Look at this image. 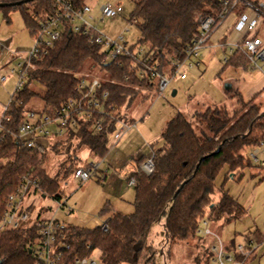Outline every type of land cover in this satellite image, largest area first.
<instances>
[{
    "label": "trees",
    "instance_id": "obj_1",
    "mask_svg": "<svg viewBox=\"0 0 264 264\" xmlns=\"http://www.w3.org/2000/svg\"><path fill=\"white\" fill-rule=\"evenodd\" d=\"M22 1L21 4L12 3ZM76 7H82L88 0H70ZM4 19L10 22V12L19 9L25 25L32 35L40 23L55 12L54 0H0ZM224 0H134L130 17L136 18L140 29L138 43L147 44L154 58L165 65L166 55L184 57L186 46L199 31L200 18L212 15L221 21L220 12ZM247 6L239 2L238 14ZM216 24V25H217ZM121 64H102L100 46L88 41L87 36L75 32L69 24L60 38L46 54L32 59L30 76L24 87L14 93L4 111L10 116L5 121L3 137L0 138V219L5 209V198L18 186L23 175H32L40 181L43 195L62 197V182L69 178L76 166L71 163L74 152L87 147L94 156L104 158L109 152V142L116 130V120L107 117L101 131L95 133L88 124L77 130L69 129L51 145L58 153L59 147L73 150L67 160L59 164L55 174L46 169L49 148L40 154L24 147L15 136L25 112L32 108L27 103L33 98L43 101L39 112L53 113L75 93V86L84 67L99 65L105 73L101 76L102 89L109 91V102L119 111L133 103L141 91L155 87L146 78H139L131 70L130 58H122ZM234 67L248 68L246 56L237 50L225 63ZM35 86V88L33 87ZM37 86V87H36ZM149 97L148 92L143 95ZM245 101L238 94L240 108L230 112L226 105H215L206 110H197L194 117L204 128H198L182 111H177L166 123L161 133L162 145L155 150L153 171L146 174L132 171L128 177H135L134 211H117L110 202L104 203L101 215H108L107 230L101 226L93 228L66 224V242L58 264H72L76 258L100 251L103 264H153L152 246L147 237L162 217L166 237L170 242L198 238L205 247L200 264H211V253L206 240L196 230L203 219L231 222L243 217L245 207L224 189L228 177H236L252 165L244 149L257 144L264 134V112L259 104ZM34 110V109H32ZM122 116H120L121 118ZM76 146V147H74ZM142 155L137 165L146 160ZM69 163L71 165L69 166ZM227 167L225 180L217 188V178ZM264 170V168H262ZM221 194L214 198L216 190ZM38 236L34 226L9 229L0 234V242L6 255V264H33L29 252L31 242ZM246 242H262L264 234L258 229L245 235ZM204 241V242H203ZM225 250L235 249V239L224 243ZM244 259L242 255H237Z\"/></svg>",
    "mask_w": 264,
    "mask_h": 264
},
{
    "label": "rangeland",
    "instance_id": "obj_2",
    "mask_svg": "<svg viewBox=\"0 0 264 264\" xmlns=\"http://www.w3.org/2000/svg\"><path fill=\"white\" fill-rule=\"evenodd\" d=\"M107 2L121 3L124 12L119 16L101 20L99 8ZM88 4L92 6L91 12L95 16V20H90V23L96 26L98 31L111 38L123 36L128 45H139L140 29L135 24L130 25L128 21L134 0H88ZM10 18V22L4 19L3 11L0 9V76L7 77L6 80L0 81V118L16 88L17 65L35 44V39L27 29L21 11L13 9ZM262 30L261 35L264 34V28ZM140 47L148 50L147 44L140 43ZM223 54L224 51L220 48L201 49L199 57L203 61L199 66L185 67L187 74L185 79H173L163 94H160L155 84L153 90L141 91V95L131 105L122 107L120 113L129 117L127 119L136 121L137 126L124 134L118 142L114 141L104 158L94 156L87 147L76 151V154L74 152L72 164L85 166L92 161L100 162L101 170L83 184L72 176L61 180L62 197H68V206L72 211L69 212L67 206L57 210L56 199L50 196L43 197L41 193H30L25 198V206L30 213L34 216L35 212L43 207L42 214L46 217L55 213V217L65 223L89 228L101 226L108 218V215L100 214V209L106 202H110L116 210L123 213L134 211L135 190L134 186L129 184L128 177L137 167V158L143 154L149 158L154 150L161 147L162 130L177 111L184 112L199 129L204 126L196 121L195 111H203L215 105H226L228 110L233 112L240 108L238 94H241L245 101L254 99V103L259 104L264 112V62H260L263 70L236 68L225 65ZM165 62L162 67L169 70L167 57ZM32 67L34 66L31 65ZM81 73L100 78L105 75L99 65L89 66V64ZM173 90L177 93L173 94ZM144 92H148L149 97L147 94L143 95ZM27 105L36 111L44 106L43 101L38 98L31 99ZM110 141L113 142L112 138ZM66 146L59 147L60 153L49 148L46 169L50 174H55L59 164L73 153L72 149L67 151ZM251 163V166L244 168L236 177H228L224 185V189L245 207V215L231 222L207 219L211 230L220 233L225 242L235 239L236 243L245 244V235L256 229L264 234V170L262 169L264 167L252 161ZM105 170H107V178L102 180L99 177ZM226 171L227 167L218 176L217 188L225 180ZM220 194V190L217 189L214 198L218 199ZM164 220L165 217H162L156 222L147 237L148 245L153 248V264H200L205 257V247L202 242L198 238L173 243L168 241ZM211 241V239L206 241V245ZM256 245L255 257L249 259L246 264H264V243L258 245L255 241L252 246L256 247ZM84 257H91L95 260L94 264H103L99 250Z\"/></svg>",
    "mask_w": 264,
    "mask_h": 264
},
{
    "label": "built area",
    "instance_id": "obj_3",
    "mask_svg": "<svg viewBox=\"0 0 264 264\" xmlns=\"http://www.w3.org/2000/svg\"><path fill=\"white\" fill-rule=\"evenodd\" d=\"M54 2L55 12L41 21L39 30L33 35L35 44L17 65L18 80L10 100L14 93L21 90L25 82L28 81L32 59L41 54H46L60 38L67 24L75 32L86 35L90 43L100 46L102 64L112 62L121 64L122 58H130L132 60L131 70L139 78H146L154 87L156 84L160 94L167 90L173 79H185L187 77L185 67L192 68L200 65L201 49L209 44L215 31H218L220 25L227 21L230 16H234V22H231L232 24L229 26L232 28V35L225 41L226 44H229V49L224 56V61L227 62L239 50L246 56L250 68L263 70L260 62H264V38L257 33V29L264 18V0H224V8L219 14L221 21L218 24L217 19L212 15L202 16L199 31L192 42L186 46L184 57L177 58L170 54L166 56L170 65L169 70L162 67L159 58L153 57V52L143 49L140 44L128 45L123 36L111 38L98 31L96 26L90 23V20H95V16L91 12L92 6L88 3L82 7H76L70 0H54ZM239 2L245 3L249 11L238 14L236 6ZM99 11L100 19L103 20L121 15L124 8L119 2H107L100 6ZM128 21L130 25L137 23V19L132 17H129ZM226 32L227 30L220 35L216 41L217 44L222 42ZM6 79V76H0V81ZM109 94L108 90L102 89L100 77L84 74L75 86L74 95L64 101L55 112L50 114L32 109L27 110L15 136L24 147L36 150L41 156L67 130H77L88 124L92 131L97 133L103 129L105 119L110 117L116 120L117 126L111 136L113 142H109L111 148L114 141L115 143L118 142L129 130L136 128L137 123L132 119H127L129 117L115 109V104L109 102ZM120 116L122 117L120 118ZM9 120L10 116L5 113L0 118V138L3 137L4 122ZM154 152L155 150L149 158L137 165L135 170L150 174L154 166ZM244 154L253 163L264 167V134L257 144L245 148ZM100 170V162L92 161L85 166L77 165L71 176L83 184L97 175ZM99 178L102 180L107 178V170L103 171ZM129 184L135 186V177L129 178ZM30 193L42 194L40 181L31 175H23L16 189L6 197L5 209L0 219V234L9 229L34 226L38 236L36 240L31 242L30 247L34 258L33 264H58L63 249L69 247L66 242L59 244L60 239L64 237L67 223L56 218L55 213L52 216H44L42 214L43 207L33 216L25 206V198ZM42 196H50L52 199H56L57 210L67 206L69 212L72 211V208L68 206V198L43 194ZM101 227L107 230V220L103 222ZM196 233L201 237L212 236V241L207 245V250L211 253V264H244L254 243L251 239L248 242L245 241V244L237 243L233 251L225 250L221 238L211 230L207 219L201 221ZM237 255H242L244 259H239ZM6 259L0 242V264H6ZM94 263L95 260L91 257H78L72 264Z\"/></svg>",
    "mask_w": 264,
    "mask_h": 264
},
{
    "label": "crops",
    "instance_id": "obj_4",
    "mask_svg": "<svg viewBox=\"0 0 264 264\" xmlns=\"http://www.w3.org/2000/svg\"><path fill=\"white\" fill-rule=\"evenodd\" d=\"M245 11H249V9H246ZM231 22H234V16H230L229 18H228V20L227 21H225L222 25H220V27H219V30L218 31H215V34H214V36H213V38L210 40V42H209V44L205 47V48H209V49H215V48H220V49H222L223 51H224V54H223V57L225 56V54L227 53V51H228V49H229V44H226L227 42H225L226 40H227V38L229 37L230 38V36L232 35V28L231 27H229L232 23ZM229 27V28H228ZM264 28V18H263V20L261 21V23H260V25H259V27H258V29H257V33L260 35V36H262L263 38H264V34H262L261 35V33L260 32H263V29ZM227 30V32L225 33V35H224V37H223V39L221 40L222 42L219 44H217V39L220 37V35H222L225 31ZM241 52V51H240ZM242 53V52H241ZM200 61L202 62L203 60H202V58H200ZM224 63H226L225 61H224ZM201 64V63H200ZM237 68V67H236ZM248 68H250V66H249V64H248ZM247 68V69H248ZM251 69H253V68H251ZM174 91V90H173ZM175 92L177 93V91L175 90ZM175 93V94H176ZM144 155V154H143ZM142 156V155H141ZM68 198V197H67ZM117 211H119V210H117ZM217 233V232H216ZM218 235H219V237L221 238V240H222V242H223V244L224 243H226V244H229V242H225L223 239H222V236L220 235V233H217ZM209 239H211L212 240V237H208L207 239H205L207 242L209 241ZM255 243V242H254ZM258 245L259 244H262V243H264V240L262 241V242H256ZM236 242H235V246H236ZM208 245V244H207ZM252 249V251H251V253L246 257V259H245V263L244 264H246L247 262H248V260L249 259H251L252 257H255V255H256V250H257V245H256V247H252L251 248Z\"/></svg>",
    "mask_w": 264,
    "mask_h": 264
},
{
    "label": "water",
    "instance_id": "obj_5",
    "mask_svg": "<svg viewBox=\"0 0 264 264\" xmlns=\"http://www.w3.org/2000/svg\"><path fill=\"white\" fill-rule=\"evenodd\" d=\"M21 3H22V1H18V2L12 3V5H15V4H21ZM0 5H4V4H0ZM175 93H176V92H175V90H174V91H173V94H175ZM29 252L31 253L32 250L30 249Z\"/></svg>",
    "mask_w": 264,
    "mask_h": 264
}]
</instances>
